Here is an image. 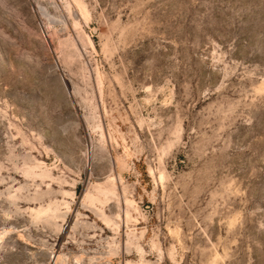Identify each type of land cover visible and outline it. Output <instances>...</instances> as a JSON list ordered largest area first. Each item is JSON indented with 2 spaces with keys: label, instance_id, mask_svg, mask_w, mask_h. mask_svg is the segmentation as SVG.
<instances>
[{
  "label": "rangeland",
  "instance_id": "1",
  "mask_svg": "<svg viewBox=\"0 0 264 264\" xmlns=\"http://www.w3.org/2000/svg\"><path fill=\"white\" fill-rule=\"evenodd\" d=\"M0 264H264V0H0Z\"/></svg>",
  "mask_w": 264,
  "mask_h": 264
}]
</instances>
